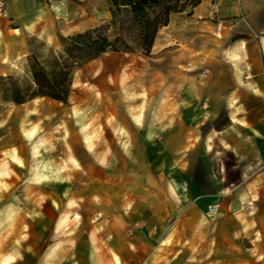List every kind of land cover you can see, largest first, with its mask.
Here are the masks:
<instances>
[{
	"label": "crops",
	"instance_id": "1",
	"mask_svg": "<svg viewBox=\"0 0 264 264\" xmlns=\"http://www.w3.org/2000/svg\"><path fill=\"white\" fill-rule=\"evenodd\" d=\"M8 8L0 76L19 68L27 37L50 38L63 8H109V0H8ZM157 52L174 59L175 77L193 76L184 62L210 76L215 61L222 77L230 62L233 86L190 87L192 101L176 86L170 102L224 109L227 123L200 135L187 116L145 129L140 117L90 120L109 133L65 118L54 99L15 106L22 126L0 132V264H264V0H201L190 14L171 13L145 57ZM163 134L180 144L146 143ZM195 138L201 148L188 146ZM109 141L124 146L116 154Z\"/></svg>",
	"mask_w": 264,
	"mask_h": 264
},
{
	"label": "rangeland",
	"instance_id": "2",
	"mask_svg": "<svg viewBox=\"0 0 264 264\" xmlns=\"http://www.w3.org/2000/svg\"><path fill=\"white\" fill-rule=\"evenodd\" d=\"M63 9L61 17L48 30L49 32L47 33H50V38L47 41L34 35L27 37L29 52L24 57L19 68L9 74L14 79H17L20 84L27 85L30 83L27 68L28 56L34 55V62L40 66H45L48 64L50 55L61 49L63 37L94 27L101 28L108 36L112 32V26L110 25L112 5L110 1L109 8ZM9 18L10 11L8 8L7 14L0 17V20H4L7 23ZM193 47L200 49L201 45ZM169 48H166V50ZM159 53L157 52L152 57H145L138 52H117L116 55H112V52L108 51L75 68L67 100L62 102L65 105H59L60 107H65V118L76 116L83 119L84 123H86V125H82L83 128L94 129L97 127L99 131H108L109 133L110 131L106 130L107 128L104 124L90 125V120L97 118L98 121L105 122L107 118L116 116L140 117L142 118L141 128L145 129L153 128V123L159 121V119L164 122L170 117L177 116L182 118L187 116L191 119L189 123L193 124L192 128L200 135L208 131L215 132L219 127L227 123L228 117L224 109H176L171 108L170 102L175 100L176 86H178L179 90H184V94L179 95V99H189L190 101L193 98L190 87L201 88L199 92L204 91L203 93L206 94L216 91L219 81L223 88L228 89L233 86L234 75L230 71V62L226 63L225 75L222 77L217 76L219 67L217 61L211 62L209 65L214 70L210 76L200 77L195 75L194 73H196L198 67L193 63L184 62V64H187V68L183 69L193 76L187 77L183 75L175 77L169 74L170 69L175 67L174 59L168 54L162 59H156L155 56H159ZM178 68L182 69V66H178ZM73 81L76 84L73 85ZM98 85H105V87H99ZM186 91L189 93H186ZM196 95L194 99H197L198 102L205 97V95ZM41 97L44 98L42 100L51 99L44 96H37L32 99L39 100ZM17 105L19 104L3 99L0 93V132L10 133L17 124L19 127L22 126L20 120L22 114L21 112H16L15 109ZM36 126L40 127V125ZM36 126L35 128H37ZM61 128L67 133L76 130H74L75 127L69 124H63ZM39 130L43 131L45 129L41 126ZM167 134H163L161 137L157 136L155 141L154 139L151 141L147 140L146 143H155L166 148L173 147L176 143L180 144V141L169 138ZM127 143L130 144V139ZM211 143V148H213L214 144L216 145V141ZM123 146L124 142L122 141L114 143L109 141V147L116 154L119 152L117 150H120ZM141 146L142 144L140 143L139 147ZM188 146L201 148L202 141L197 138L192 139L188 141ZM118 160L120 163L121 160ZM115 169L117 171L121 170L119 166L118 168L115 166ZM123 169L128 170V167Z\"/></svg>",
	"mask_w": 264,
	"mask_h": 264
},
{
	"label": "trees",
	"instance_id": "3",
	"mask_svg": "<svg viewBox=\"0 0 264 264\" xmlns=\"http://www.w3.org/2000/svg\"><path fill=\"white\" fill-rule=\"evenodd\" d=\"M112 32L89 28L62 38L61 49L40 66L35 56L27 57L29 84H20L11 75L0 76L3 99L20 104L37 96L66 102L75 68L102 53L138 52L149 56L158 30L168 24L174 12L190 14L201 0H109Z\"/></svg>",
	"mask_w": 264,
	"mask_h": 264
},
{
	"label": "built area",
	"instance_id": "4",
	"mask_svg": "<svg viewBox=\"0 0 264 264\" xmlns=\"http://www.w3.org/2000/svg\"><path fill=\"white\" fill-rule=\"evenodd\" d=\"M8 12V1L7 0H0V17L5 16ZM219 204L214 202L210 203L206 206L207 215L212 217L218 211Z\"/></svg>",
	"mask_w": 264,
	"mask_h": 264
}]
</instances>
